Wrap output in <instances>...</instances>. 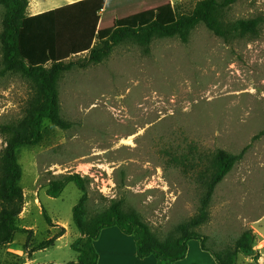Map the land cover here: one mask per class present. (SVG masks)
I'll use <instances>...</instances> for the list:
<instances>
[{
    "label": "rangeland",
    "instance_id": "374dc122",
    "mask_svg": "<svg viewBox=\"0 0 264 264\" xmlns=\"http://www.w3.org/2000/svg\"><path fill=\"white\" fill-rule=\"evenodd\" d=\"M198 1H143L117 24L171 22ZM223 21L230 28L225 37L198 24L186 42L154 38L146 50L126 41L102 62L75 64L63 73L60 113L72 125L60 129L45 120L41 141L17 150L18 225L30 231L17 232L11 244H30L24 249L33 251L61 231L52 220L75 230L72 207L82 196L76 185L67 183L57 197L43 193L49 179L68 173L86 179L81 209L86 221L115 200L123 211L137 214L157 240L177 237L179 225L200 214L207 168L223 149L242 156L215 187L195 230L206 237L208 249L230 257L240 234L264 218V0H235L224 9ZM247 23L250 29L244 30ZM30 93L19 74L0 75V123L21 118ZM3 147L0 136V152ZM36 190L43 193V205L22 213L25 198ZM252 229L254 247L264 253V236ZM57 244L37 252V263L76 258L69 245ZM6 247L0 245V264H18Z\"/></svg>",
    "mask_w": 264,
    "mask_h": 264
},
{
    "label": "trees",
    "instance_id": "16d2710c",
    "mask_svg": "<svg viewBox=\"0 0 264 264\" xmlns=\"http://www.w3.org/2000/svg\"><path fill=\"white\" fill-rule=\"evenodd\" d=\"M143 1L153 3L155 0H79L29 15V0H0L3 8L0 75L19 74L29 83L31 90L22 117L13 122L0 123V136L4 141L0 152V245L11 243L17 232L30 231L18 225L22 168L17 150L41 141L45 120L60 129H68L72 125L60 113L59 81L64 72L75 64L84 67L89 63H100L116 45L126 41L146 50L154 38L177 37L186 42L191 30L198 24L223 37L230 33L229 26L223 21V11L235 0H200L189 12H177L171 22L151 20L135 26L117 24L133 12H138ZM247 24L244 30L250 29V23ZM83 53L86 54L82 62L72 61L73 57ZM241 156L242 153L233 154L223 149L215 151L206 171V180H203L200 214L180 224L177 237L164 241L157 240L137 214L123 211L120 201H111L101 215L86 221L81 210L86 199V179L78 173L49 179L45 193L50 197L59 196L69 182L82 192L79 201L72 207V222L80 236L70 247L77 258L65 264H98L94 241L102 229L112 226L134 238L139 258L154 255L157 264H172L182 259L187 251V242L192 239L198 240L204 250L210 251L218 264H237L239 254L257 259L259 252L254 247L257 234L252 228L245 229L236 239L228 259L208 249L206 237L195 230L206 217L215 187ZM43 214L46 222L51 224L45 210ZM60 229L57 235L35 244L33 250L52 246L56 237L64 233V229Z\"/></svg>",
    "mask_w": 264,
    "mask_h": 264
},
{
    "label": "crops",
    "instance_id": "0c3cea01",
    "mask_svg": "<svg viewBox=\"0 0 264 264\" xmlns=\"http://www.w3.org/2000/svg\"><path fill=\"white\" fill-rule=\"evenodd\" d=\"M79 0H29L28 9L30 12L29 15H36L62 5L70 4L77 2ZM27 9V10H28ZM86 53H83L85 55ZM45 193V191L43 192ZM33 191V194H28L29 198H25L23 212L25 210H31L32 208H41L42 203V194ZM46 194V193H45ZM25 196V193H24ZM54 228H63L64 233L54 240L52 246L60 247L61 244L58 242H64L63 245H71V243L80 235L78 231L73 230L68 223H62L57 220H52ZM74 225V224H73ZM75 227V226H74ZM116 237V241L114 238ZM24 243V241H23ZM264 244V240H262ZM30 245V244H28ZM94 247L98 254V264H157V260L154 255H149L144 258H139L136 253L135 241L131 235H126L122 233L117 227L112 226L102 229L97 240L94 241ZM6 249L14 252L20 259L18 264H48L50 261H44L43 263H37L35 257L37 252L44 251L45 249L40 250H31L30 247L24 249V244H7ZM261 249V248H260ZM258 250V249H256ZM259 256L257 259L250 257H244L238 255L237 264H264V253L258 250ZM242 258L239 260V257ZM77 258V254H76ZM76 258L73 260L63 261L61 263H66L69 261H76ZM55 264V262H53ZM172 264H218L215 260L212 253L208 250H204L200 242L197 240H189L187 242V251L185 256L182 259L174 261Z\"/></svg>",
    "mask_w": 264,
    "mask_h": 264
},
{
    "label": "water",
    "instance_id": "95a60500",
    "mask_svg": "<svg viewBox=\"0 0 264 264\" xmlns=\"http://www.w3.org/2000/svg\"><path fill=\"white\" fill-rule=\"evenodd\" d=\"M251 227L264 236V218L253 221Z\"/></svg>",
    "mask_w": 264,
    "mask_h": 264
}]
</instances>
